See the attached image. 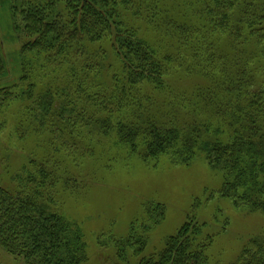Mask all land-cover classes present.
I'll list each match as a JSON object with an SVG mask.
<instances>
[{
	"label": "trees",
	"instance_id": "obj_1",
	"mask_svg": "<svg viewBox=\"0 0 264 264\" xmlns=\"http://www.w3.org/2000/svg\"><path fill=\"white\" fill-rule=\"evenodd\" d=\"M9 1L13 29L26 38L21 47L19 77L26 84L14 94L6 89L4 96L30 102L22 120L29 124L27 127L76 144L73 115L77 104L70 101L65 89L50 86L33 98L35 84L29 81L25 69L27 59L36 58L42 69L67 65L68 77L76 71L86 78L92 72L95 76L106 65L111 72L109 87L89 83L82 88L80 80L74 81L79 82L74 89L85 100L77 119L83 117V125L94 128L88 133L114 135L117 144L144 161L171 155L176 161L188 163L201 155L212 170L222 174L221 198L232 200L248 212L264 213V90L252 88L254 70L245 51L248 39L257 44L264 39L261 0H203L199 27L186 21V13L174 24L169 19L149 22L153 29L164 31V39H170L166 47L149 42L132 26V15L142 17L137 11L130 12L129 0ZM190 5L187 9L192 10ZM213 34L229 38L232 57L226 60L212 52L208 40ZM234 42L239 44L237 49ZM181 55L186 57L182 59ZM93 60L97 61L95 66ZM237 60L241 68L233 71ZM181 68L185 77L199 75L207 84L187 96V102L181 101L198 102L208 116L204 120L190 114L180 120L184 115L179 109L172 115L177 106L172 105V99L162 101L167 109L164 113L151 108L168 89V77ZM215 74L223 83L210 88ZM5 75L0 54V78ZM90 90L95 92L87 93ZM150 93L156 95L152 98ZM33 108L38 111L37 120ZM49 134L43 135V148L47 150L53 145ZM44 153L28 158L11 176L14 187L0 185V244L26 264H82L85 243L81 230L49 208L53 203L51 189L59 181V174L56 159ZM64 180L69 185V178ZM205 227L189 215L175 235L167 237L159 250L140 258L138 264H207L213 236ZM146 240L144 231L119 239L113 246L115 256L106 257L104 263L128 264L126 248L135 246L134 255H140ZM233 264H264V247L258 237L244 247Z\"/></svg>",
	"mask_w": 264,
	"mask_h": 264
},
{
	"label": "rangeland",
	"instance_id": "obj_2",
	"mask_svg": "<svg viewBox=\"0 0 264 264\" xmlns=\"http://www.w3.org/2000/svg\"><path fill=\"white\" fill-rule=\"evenodd\" d=\"M201 1L129 0L130 12L137 11L142 17L135 18L132 15L130 22L146 40L166 47L171 43L170 39H164V31L161 28L153 29V24L149 22L163 23L166 22L164 19H169L174 24V20L178 23L181 14L186 13L189 16L185 18L188 23L193 27L202 26L199 17ZM261 1L264 4V0ZM189 5L192 10L187 9ZM9 6V0H0V54L6 71V75L0 78V185L12 188L15 184L11 176L19 171L28 158L39 157L47 150L42 143L43 135L49 132L37 133L22 121L31 106L30 102L4 96L6 89L14 94L26 84L19 80L22 71L21 47L26 38L13 29ZM227 40L229 38L225 40L215 34L208 40L212 44V52L216 56H225L226 60L232 57L233 51ZM247 41V60L254 70L252 78L255 84L252 88L264 90V39L258 44L253 39ZM234 43L237 49L239 44ZM170 51L175 52L172 49ZM185 57L181 55L180 58ZM34 59L37 60L33 57L27 59L25 68L30 75L29 81L35 84L33 98L43 93L47 86L58 90L63 88L78 108L73 115L77 122V130L73 135L76 136V144L71 145L64 138L49 134L53 145L44 154L48 153L47 156L52 157V160L56 159L55 166L59 174V181L51 189L53 203L49 208L81 230L85 243V262L82 264H105L106 257L115 256V242L134 232L144 231L147 245L143 253L135 256V246L125 251L126 263L138 264L140 258L159 250L167 237L175 235L189 215H194L200 223H204L208 234L213 236L207 251V264H233L255 237L264 247V213L248 212L242 206H235L232 200L221 198L219 190L222 174L212 170L201 155H196L188 163L176 161L171 155L144 161L138 154L117 144L114 135L105 137L88 133L94 128L87 129L83 125V117L77 119L85 100L81 98L80 91L74 89L79 83L74 81L80 80L81 86L94 83L109 87L111 72L105 69L106 65L95 76L92 72L86 78L76 71L73 77H68L67 65L66 68L42 69L41 62ZM237 62L233 71L241 68ZM96 63L93 60L94 66ZM110 64L111 61L107 59V65ZM182 69L171 73L168 89L161 94L158 105L153 104L151 108L155 111V108H159V112L164 113L167 109L162 106V101L172 99V105L177 104L171 111L172 115L173 111L179 109L184 115L180 120L186 114L204 120L208 116L198 102L187 104L181 101L185 99L187 102V96L196 93L199 88H205L207 84L199 75L185 77ZM222 80L220 75L215 74L214 84L210 83L208 87H215L217 83L220 87ZM94 90L87 93L91 94ZM150 94L152 98L156 95ZM32 113L37 120L38 111L33 108ZM66 178L70 180L69 185L64 184ZM45 194L48 195L46 189ZM0 264L26 263L11 255L0 244Z\"/></svg>",
	"mask_w": 264,
	"mask_h": 264
}]
</instances>
